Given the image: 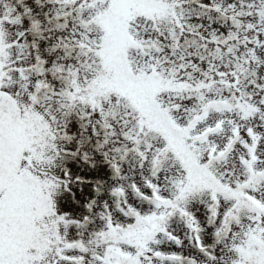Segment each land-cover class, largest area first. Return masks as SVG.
<instances>
[{
  "label": "snow or ice",
  "instance_id": "6c2138e0",
  "mask_svg": "<svg viewBox=\"0 0 264 264\" xmlns=\"http://www.w3.org/2000/svg\"><path fill=\"white\" fill-rule=\"evenodd\" d=\"M0 264H264V0H0Z\"/></svg>",
  "mask_w": 264,
  "mask_h": 264
}]
</instances>
